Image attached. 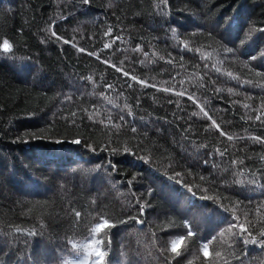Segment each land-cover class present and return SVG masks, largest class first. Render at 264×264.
<instances>
[{"label": "trees", "instance_id": "trees-1", "mask_svg": "<svg viewBox=\"0 0 264 264\" xmlns=\"http://www.w3.org/2000/svg\"><path fill=\"white\" fill-rule=\"evenodd\" d=\"M256 136L264 0H0V264H264Z\"/></svg>", "mask_w": 264, "mask_h": 264}, {"label": "snow or ice", "instance_id": "snow-or-ice-1", "mask_svg": "<svg viewBox=\"0 0 264 264\" xmlns=\"http://www.w3.org/2000/svg\"><path fill=\"white\" fill-rule=\"evenodd\" d=\"M82 3L87 4V3H89V0H82ZM52 35H53V36H56V32H52ZM65 43H67V42H65ZM3 47H4V50H5V51H7V50L9 49V45L7 44V42L4 43ZM104 47H105V48H108L109 45L105 44ZM81 51H83V49H81ZM125 75H127V73H125ZM246 107H247V106H246ZM205 115L207 116V113H205ZM210 119H211V118H210ZM259 119H260V117L258 116V117H257V120H259ZM213 123H215V121H213ZM133 132H135V129H133ZM221 135L223 136L224 133L221 132ZM229 139H231V137H229ZM255 140H256L257 142H261L262 140H264V138H262L261 136H256V137H255ZM76 143H79V141H76ZM221 155H223V153H221ZM252 183H253V184L256 183L255 179H253ZM261 187L264 188V185H262ZM143 210H144V209L141 208V211H143ZM75 215H76V216H80V212H76ZM240 229H241V232H245V231H247V229H245L243 225H240ZM260 235H261V237H264V231H262V232L260 233ZM242 239H243V243H244V244H247V243H248V237H247V236L242 237ZM252 242H253V243H256L255 240H253ZM259 242L261 243V245H264V239H261ZM178 247H179L178 244H174V245L172 246V252H176L177 249H178ZM96 255L100 258V264H102V262H103V260H104V257H105V253H104V252H101V251H97V252H96ZM208 255H209V253H208V249H207V247H205V249H204V256L207 257ZM76 264H88V261H87V260L78 261V262H76ZM237 264H243V262L238 260V261H237Z\"/></svg>", "mask_w": 264, "mask_h": 264}]
</instances>
